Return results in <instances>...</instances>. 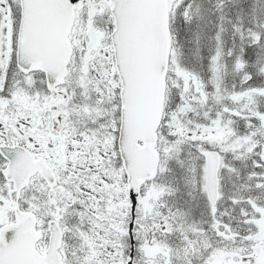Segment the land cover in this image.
I'll return each mask as SVG.
<instances>
[{"label":"snow or ice","instance_id":"snow-or-ice-1","mask_svg":"<svg viewBox=\"0 0 264 264\" xmlns=\"http://www.w3.org/2000/svg\"><path fill=\"white\" fill-rule=\"evenodd\" d=\"M0 264H264V0H0Z\"/></svg>","mask_w":264,"mask_h":264}]
</instances>
